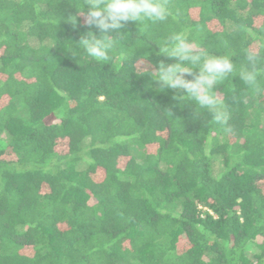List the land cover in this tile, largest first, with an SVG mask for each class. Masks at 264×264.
<instances>
[{
  "label": "trees",
  "instance_id": "obj_1",
  "mask_svg": "<svg viewBox=\"0 0 264 264\" xmlns=\"http://www.w3.org/2000/svg\"><path fill=\"white\" fill-rule=\"evenodd\" d=\"M76 2L0 0V264H264V0H168L107 62ZM175 32L233 60L227 125L153 80Z\"/></svg>",
  "mask_w": 264,
  "mask_h": 264
},
{
  "label": "clouds",
  "instance_id": "obj_2",
  "mask_svg": "<svg viewBox=\"0 0 264 264\" xmlns=\"http://www.w3.org/2000/svg\"><path fill=\"white\" fill-rule=\"evenodd\" d=\"M75 8L76 15L69 17L73 28L77 27L78 17H82L88 30L77 43L70 42L75 47L68 51L73 57L86 55L97 62L113 58L111 54L119 46V34L127 23H157L172 16L168 0H77ZM158 50L160 55L174 61L161 62L155 71L157 77L153 79L151 76L158 88L182 91L184 95L178 99L188 97L194 100L199 109L212 112L217 124L227 125L230 115L214 88L236 72L233 60L228 55H211L199 50L184 32L173 33ZM124 58L126 54L122 52L121 59ZM246 59L248 66L241 68L239 76L247 86L254 87L261 72L258 65L264 57L249 51ZM225 130L231 131L230 128Z\"/></svg>",
  "mask_w": 264,
  "mask_h": 264
}]
</instances>
